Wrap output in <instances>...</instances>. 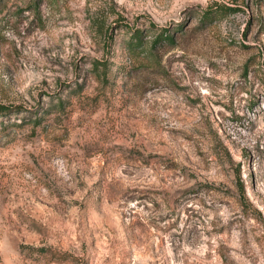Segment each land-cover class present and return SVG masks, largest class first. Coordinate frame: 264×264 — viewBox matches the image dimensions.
I'll return each mask as SVG.
<instances>
[{"label":"rangeland","instance_id":"obj_1","mask_svg":"<svg viewBox=\"0 0 264 264\" xmlns=\"http://www.w3.org/2000/svg\"><path fill=\"white\" fill-rule=\"evenodd\" d=\"M0 107V264H264V0H0Z\"/></svg>","mask_w":264,"mask_h":264},{"label":"trees","instance_id":"obj_2","mask_svg":"<svg viewBox=\"0 0 264 264\" xmlns=\"http://www.w3.org/2000/svg\"><path fill=\"white\" fill-rule=\"evenodd\" d=\"M164 35V34H163ZM162 35V36H163ZM165 38H168V35L165 34ZM9 109L5 108V107H0V114L2 113H6ZM243 196H244V192H243Z\"/></svg>","mask_w":264,"mask_h":264}]
</instances>
